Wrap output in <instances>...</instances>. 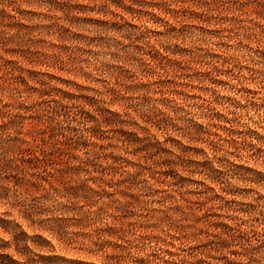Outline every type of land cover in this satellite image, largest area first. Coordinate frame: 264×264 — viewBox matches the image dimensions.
<instances>
[{
	"label": "rangeland",
	"instance_id": "obj_1",
	"mask_svg": "<svg viewBox=\"0 0 264 264\" xmlns=\"http://www.w3.org/2000/svg\"><path fill=\"white\" fill-rule=\"evenodd\" d=\"M0 264H264V0H0Z\"/></svg>",
	"mask_w": 264,
	"mask_h": 264
}]
</instances>
